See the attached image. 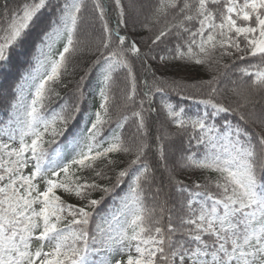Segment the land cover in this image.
Instances as JSON below:
<instances>
[{"label":"snow or ice","instance_id":"snow-or-ice-1","mask_svg":"<svg viewBox=\"0 0 264 264\" xmlns=\"http://www.w3.org/2000/svg\"><path fill=\"white\" fill-rule=\"evenodd\" d=\"M4 100L0 264H264V0H0Z\"/></svg>","mask_w":264,"mask_h":264},{"label":"trees","instance_id":"trees-1","mask_svg":"<svg viewBox=\"0 0 264 264\" xmlns=\"http://www.w3.org/2000/svg\"><path fill=\"white\" fill-rule=\"evenodd\" d=\"M130 35L133 39H136L138 44L142 42V39H147V37L149 36V33L146 30L143 29H137L136 31H132L130 32ZM94 57H89V56H85L84 57V61L86 63L81 64V69L83 67L87 66V63H90L91 59H93ZM229 61H225V63H228ZM154 67L157 68V75H162L165 78H169V79H180V78H192L194 80H201V79H208L211 75V73L205 69L204 67L201 66H188V67H184L183 65H177L175 63L168 65L166 68L164 67H160L157 66L156 64L153 65ZM25 71V66L23 65H18L17 68L8 76L6 82L5 83V88H7L9 85H12L13 83H15L19 76ZM79 74H82L81 70H78V75L73 79V82L75 79L79 78ZM91 82L94 84L95 83V70H93V76L90 78ZM224 84H227V81H224ZM223 86V85H222ZM73 87V84L70 83L69 84V89H61V95H64V93L68 90H70ZM197 99H199V97H197ZM197 99H186L184 98L182 95L181 96H177L175 93L172 94V100L173 102L183 106L188 115H191L195 112L198 111V109L202 110V106L198 105L197 103ZM7 101H0V119L4 118V114H3V109L6 105ZM56 103H58V101H53L52 106L54 107L56 105ZM98 103V101H92L91 98L89 99V103H88V107L93 108L95 106V104ZM231 119V117H229ZM84 121L81 120L80 121V126H83ZM175 126H172L173 130H174ZM72 131L70 130L68 132L65 133L64 136H60L56 138V142L53 144L48 145L47 147L49 148V150L52 149H56L57 147H59L63 152H65L66 147H67V143L68 141L71 139L72 137ZM198 175L199 174H193L191 172L189 173H181L179 175V179L184 180L185 183L187 184H192L193 182H198ZM199 180V179H198ZM201 183L203 182L202 180H199ZM127 190V186L124 185L122 187L121 190L119 191V195H123L124 192ZM118 200L119 197H108L106 199V203L103 205V208L101 210V213L99 215H103L106 211H110L115 209L118 206ZM99 215L97 217V219L99 220Z\"/></svg>","mask_w":264,"mask_h":264},{"label":"rangeland","instance_id":"rangeland-1","mask_svg":"<svg viewBox=\"0 0 264 264\" xmlns=\"http://www.w3.org/2000/svg\"><path fill=\"white\" fill-rule=\"evenodd\" d=\"M74 202V201H73Z\"/></svg>","mask_w":264,"mask_h":264}]
</instances>
